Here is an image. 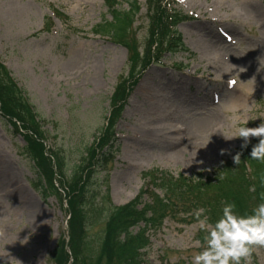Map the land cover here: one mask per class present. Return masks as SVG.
<instances>
[{"label": "rangeland", "instance_id": "374dc122", "mask_svg": "<svg viewBox=\"0 0 264 264\" xmlns=\"http://www.w3.org/2000/svg\"><path fill=\"white\" fill-rule=\"evenodd\" d=\"M105 1L0 0L2 73L25 91L39 119L34 122L46 137L33 158H51L49 149L63 163V175L56 171L54 179L57 189L47 184L44 197L35 187L37 170L22 149L30 140L0 115V264H50L67 230L66 193H77L69 181L71 170L96 145L102 130H111L115 142L103 151L110 150V155L97 176V201L108 193L114 205H124L139 195L147 201L142 194L148 187L146 173L212 177L236 163L245 141L228 140L236 135L230 127L234 113L248 119L249 128L264 123V0H172L185 17L176 30L189 52L163 53L157 64L148 60L158 47L149 38L159 43L160 36H147L146 0H137L141 8L124 31L123 42L93 34L97 25L111 20ZM126 8L122 3L120 9ZM155 29L164 32L161 25ZM205 35L213 46L226 50L224 57L207 56L198 42ZM162 36L166 45L168 37ZM119 43L128 44L131 52ZM133 51L137 56L131 58ZM118 88L127 95L122 105L115 97ZM155 90L164 96L148 117L146 101ZM194 93L204 105L178 120L182 129L171 131L176 141L172 146L164 126L177 108L188 110ZM207 102L215 106L214 122L193 134ZM117 107L121 109L115 118ZM35 166L42 171L40 162ZM231 174L236 177L237 171ZM28 199L42 216L30 219ZM187 217L189 223L181 216L168 218L160 230L148 231L150 247L142 255L143 264H193L194 254L202 250L196 242L205 234L195 215ZM102 227L90 228V240L99 242ZM252 264H264V247L253 252Z\"/></svg>", "mask_w": 264, "mask_h": 264}, {"label": "trees", "instance_id": "16d2710c", "mask_svg": "<svg viewBox=\"0 0 264 264\" xmlns=\"http://www.w3.org/2000/svg\"><path fill=\"white\" fill-rule=\"evenodd\" d=\"M163 0H148L149 8L158 9V14L150 16L149 34L151 36H160L159 43L152 42L149 38V44H157L161 48L164 44L163 36L167 33L165 16L166 10L160 8ZM112 22L99 26L100 33H110L117 40L124 39V31L128 28L132 17L138 11L135 3L129 2L130 11L124 13L114 9L119 4L115 0H108ZM131 13V14H129ZM161 25L164 32L157 33L156 26ZM155 29V30H154ZM180 35L176 38L174 46H169L171 53L182 50ZM123 44V43H122ZM124 45V44H123ZM129 50L128 44L124 45ZM131 52V50H130ZM156 55L148 57L152 62L157 59ZM137 55L133 51L131 58ZM134 63V62H133ZM4 67L0 65V106L2 117L12 122L14 126L19 123L24 132H28L26 137L30 141L26 147V153L29 149L33 156L38 151L41 152L42 144L36 142L30 137V132L37 135L39 126L34 122L35 117L28 104L23 100L20 90L12 80L3 73ZM125 90L119 89L115 97L121 101V105L127 100ZM115 100V105H116ZM120 105V106H121ZM121 107H117L119 112ZM14 120V122L12 121ZM111 132L104 131L96 146L87 150L88 154L82 157L80 164L75 165L70 176L71 188H75L76 195L68 194L69 207V249L66 250L64 237L60 239L50 264H141L140 252L147 246V241L143 228H139V223H144L145 229H155L161 225V221L167 218H176L184 216V222H188V214L195 215L200 208L206 210L212 221H215L222 212L223 202H235L241 213L251 212L262 201L264 197V161L255 160L251 157L253 146L259 143L260 138L253 137L241 152V164L230 163L228 168L217 170L212 177H205L203 174H196L192 178L180 177L174 179L171 176L154 180V185L161 190L162 196H156L155 203L141 202L138 197L133 202L122 206L113 207L108 200L107 195L98 200V174L104 170L109 159L110 151L106 155L100 156L102 148L112 143L110 139ZM98 140V139H97ZM111 140V141H110ZM31 156V155H30ZM98 156V157H97ZM41 163L37 186L43 190L46 196L45 182L54 189V173L49 158L40 154L36 158ZM57 168L62 169L63 163L57 158ZM245 163L251 167L252 173L246 168ZM237 171L236 177L231 174ZM69 184V185H70ZM70 187V186H69ZM254 189V190H253ZM247 191H250L248 194ZM144 204L145 207L139 209ZM186 216V217H185ZM103 224L101 235L98 241L90 240L89 230L96 224ZM137 229V230H136ZM156 230V229H155ZM203 242V237H199ZM98 243V244H97ZM85 253V256H84ZM70 259L72 262L70 263Z\"/></svg>", "mask_w": 264, "mask_h": 264}, {"label": "clouds", "instance_id": "9594fccd", "mask_svg": "<svg viewBox=\"0 0 264 264\" xmlns=\"http://www.w3.org/2000/svg\"><path fill=\"white\" fill-rule=\"evenodd\" d=\"M248 123V119L234 113L230 127L236 135L228 140L243 138V147H247L251 143L250 138H260L259 143L253 146L251 157L264 161V123L255 128H249ZM234 159L238 164L240 154ZM205 213L203 208L195 213L205 235L203 242H196L202 250L194 254L193 264H252L253 252L257 247H264V202L259 203L251 212L241 213L235 202L225 201L221 215L215 221Z\"/></svg>", "mask_w": 264, "mask_h": 264}, {"label": "bare ground", "instance_id": "6f19581e", "mask_svg": "<svg viewBox=\"0 0 264 264\" xmlns=\"http://www.w3.org/2000/svg\"><path fill=\"white\" fill-rule=\"evenodd\" d=\"M258 10L261 11V9L259 7H258ZM249 14L254 15L251 12H249ZM205 37H206V35L199 37L198 42H199V44H201V46H205V52H206L207 56L209 58H211V59L214 58V57H218V56L224 57V51H226V50H224L223 48L219 49L218 47L213 46L209 42V40L207 38H205ZM163 96L164 95L161 92L155 90L154 92H152V95L150 97H148V100L146 101V102L149 103L148 104V110H147L148 111V113H147L148 117L153 115L152 110H156V107L159 106V103L161 101L160 99ZM192 98L193 97L190 95V100H193ZM202 104H204V102H201V104H196L195 105L193 101L192 102L188 101V103H186L187 106L185 107L188 110H181L180 108H177L176 113L173 114L172 117L167 119V123L168 122L169 123L167 124L168 126L165 125L164 128H165V130L168 131V137L170 139L169 143L172 146L175 145L176 141H172L171 131L173 130L174 132L179 133L180 130L176 126H179V124H180V122L178 121V120L181 119L180 117H182V115L184 113H188V112H191V111L199 108V105H202ZM214 108L215 107H209V111L202 112V113L199 114V118H200L199 119V123H194L193 126H192V129H191V132L193 134L198 133L199 131H201L203 125H205V124L209 125V124H212L214 122L215 117H214L213 112H211V111H213ZM191 119H192V117H190L188 119V121H192ZM177 150L179 151V149H177ZM174 151H176V150H174ZM180 151H181V149H180ZM25 207L28 208L30 213H31L30 219H36L37 215H39V216L41 215L42 216L44 214V213H41L42 210H40L38 205L32 199L29 200L26 203Z\"/></svg>", "mask_w": 264, "mask_h": 264}]
</instances>
